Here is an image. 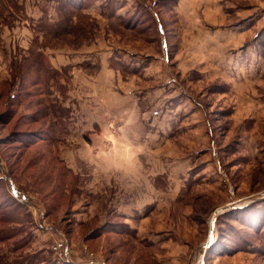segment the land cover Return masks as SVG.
I'll use <instances>...</instances> for the list:
<instances>
[{"label":"rangeland","instance_id":"374dc122","mask_svg":"<svg viewBox=\"0 0 264 264\" xmlns=\"http://www.w3.org/2000/svg\"><path fill=\"white\" fill-rule=\"evenodd\" d=\"M105 2L121 25L90 6L76 19L83 35L42 41L35 31L62 18L58 0H0V264H264V0ZM98 39L150 57L128 65L118 97L126 88L154 91L161 78L148 80L145 69L165 52L167 73L150 70L177 82L167 106L174 119L159 121L169 129L134 156L142 175L104 184L106 197L119 190L116 201L92 199V171L70 168L80 141L65 134L69 96L58 98L46 77V92L58 100L53 113L64 119L54 125L46 93L26 86L40 52L53 61L51 52ZM92 115L102 118L96 131L119 137L102 105ZM134 180L153 197L143 199L142 215L125 216L118 209L134 207L123 192Z\"/></svg>","mask_w":264,"mask_h":264},{"label":"crops","instance_id":"0c3cea01","mask_svg":"<svg viewBox=\"0 0 264 264\" xmlns=\"http://www.w3.org/2000/svg\"><path fill=\"white\" fill-rule=\"evenodd\" d=\"M106 4L105 0H95L91 6L103 7L101 14L103 18L108 20L105 9ZM121 9L118 10V13ZM108 44L104 39H98L89 46L72 52H63L62 55L59 52H51L53 61H51L49 54L43 53L53 69L61 73L66 72V78L62 77L60 79V83L67 86L66 96H69L67 106L71 107L70 115L67 117L69 127L66 128L65 134L69 138L77 137L80 141L79 146H75L74 155L76 154V156L71 162L70 168L80 169V174L83 175L85 172L82 169L88 168L92 171L90 174L87 173L91 180V186L87 188V191L92 199H97L95 195L101 194L103 199L108 198L109 201H116V198L118 200L117 193H119V190L110 192L106 197L104 184L107 183L108 177L111 178L116 175L123 176V179L121 178L123 183L128 181L126 179L128 176H130L129 178H137L138 174L142 175V165L138 164L134 156L142 154L143 147L152 148L158 145L161 141L159 139L160 135L165 133L166 129H169H160L159 121H167L168 119L173 121L174 119L173 112L171 115L168 114L167 106H172L173 97H175L173 89L177 82L173 75L165 74L166 79L162 80L163 76L161 74L150 70L151 67L158 68L160 66L163 69L162 71L167 73L165 68H167L169 60L168 52H165L164 56L153 57L150 62L151 67L145 69L146 74L144 77H148V80L156 82L161 78L159 84L151 88L154 91H147L144 94L138 89L126 88L125 92L127 93H122L118 97L115 84L119 85L122 82L121 75L126 74L128 65H132V67H135V64L141 65L144 60H148L150 57L132 51H123ZM221 46L222 43H220ZM93 69L95 71L88 74ZM133 75L134 77L137 76ZM112 80L115 82L113 83ZM104 90L108 91L105 100ZM166 90V97H161L160 94H164ZM57 93L58 98H65L58 91ZM93 105L97 108L102 105L110 117L120 125V135L117 139L113 134L108 135L109 131L106 129L97 128L98 131L95 130L94 126L97 122L99 126L102 125V118L98 120L94 118L92 114L97 108ZM164 107H166V111H164ZM85 134L88 136H83ZM107 136H109L108 139L113 145L111 151L106 153L108 148ZM72 151L70 150L71 153ZM129 154H131L130 158ZM77 175L79 174L77 173ZM171 181H173V178ZM135 182L134 180L129 190H123L124 193L128 192V195L125 196V198H128L126 200L134 202L132 205L134 207H130L129 210L126 208L118 209V212L122 211L125 216L132 214L133 211L142 215L143 199L149 200L153 197L152 190L144 194L141 192V188L137 184L135 185Z\"/></svg>","mask_w":264,"mask_h":264},{"label":"trees","instance_id":"16d2710c","mask_svg":"<svg viewBox=\"0 0 264 264\" xmlns=\"http://www.w3.org/2000/svg\"><path fill=\"white\" fill-rule=\"evenodd\" d=\"M95 0H58V8L57 13L59 15H62V18H60V22L58 24H52L51 26L48 25L47 27L39 28V30H36V32L39 34L41 32L42 34V41L44 39L48 40H58L64 35H73L74 37L83 35L85 33L84 27L80 26L78 24V15L83 8L90 7ZM120 8V5L118 6ZM117 7V8H118ZM114 9V12L116 9ZM106 9V15L110 19V21H117V25H121L117 20L118 16H115L114 14L111 16L109 15L110 12V4L105 5ZM75 19V20H74ZM36 40L39 41V37H36ZM65 71L64 73H61L51 67V65L48 63V59L43 54V52L38 54V63L37 64H30L28 72H26V86L35 87L39 90L40 94L43 97V93H46L48 98L43 97L44 100L50 102L49 103V112L47 114L52 117L54 121V125L62 124L64 119L57 114H54L53 112L56 109H59V106L57 105L58 100L55 98V96L52 98V93H47V79H50L54 82L55 89L60 93L62 97H65L67 93V86L60 83V79L62 77H65ZM46 114V115H47ZM63 125V124H62ZM217 221V218H216Z\"/></svg>","mask_w":264,"mask_h":264},{"label":"water","instance_id":"95a60500","mask_svg":"<svg viewBox=\"0 0 264 264\" xmlns=\"http://www.w3.org/2000/svg\"><path fill=\"white\" fill-rule=\"evenodd\" d=\"M226 209H221L215 212L214 215L222 214ZM213 242V234L211 233L207 245L209 246Z\"/></svg>","mask_w":264,"mask_h":264},{"label":"bare ground","instance_id":"6f19581e","mask_svg":"<svg viewBox=\"0 0 264 264\" xmlns=\"http://www.w3.org/2000/svg\"><path fill=\"white\" fill-rule=\"evenodd\" d=\"M206 244V243H205Z\"/></svg>","mask_w":264,"mask_h":264}]
</instances>
